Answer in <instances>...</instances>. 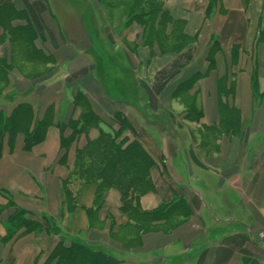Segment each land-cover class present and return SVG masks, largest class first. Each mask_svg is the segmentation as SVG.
I'll list each match as a JSON object with an SVG mask.
<instances>
[{
	"label": "crops",
	"instance_id": "obj_1",
	"mask_svg": "<svg viewBox=\"0 0 264 264\" xmlns=\"http://www.w3.org/2000/svg\"><path fill=\"white\" fill-rule=\"evenodd\" d=\"M113 1L0 0V110L27 103L48 120L29 150L21 134L2 144L0 264H55L60 239L119 264H264V0H162L189 38L179 52ZM78 91L102 121L126 115L152 156L154 190L139 201L162 209L150 231L128 224L116 190L98 200L84 183L71 186L74 201L66 194L85 138L63 157L59 124L78 116ZM19 210L34 231L14 232Z\"/></svg>",
	"mask_w": 264,
	"mask_h": 264
},
{
	"label": "trees",
	"instance_id": "obj_2",
	"mask_svg": "<svg viewBox=\"0 0 264 264\" xmlns=\"http://www.w3.org/2000/svg\"><path fill=\"white\" fill-rule=\"evenodd\" d=\"M113 5L120 8L130 21L140 18L144 23H148L149 33L161 50L179 52L188 44L189 38L182 30H178L180 24L172 21L162 9V0H121L117 3L113 1ZM167 24L170 29L166 34ZM191 84L192 82L185 90ZM73 105L80 110L78 116L59 124L63 157L82 134L85 138L83 145H77L74 149L72 165L64 181V189L70 201H74L75 197L71 187L73 185L94 184L98 200L106 191L116 190L120 195L119 210L127 218L128 224L141 232L150 231L152 222L157 220L156 215L162 209L143 211L139 201L141 196L154 190L150 176V169L154 165L152 156L122 112L115 111L109 123L102 121L81 91L75 94ZM187 112L200 114L194 104L190 105ZM47 124V119L34 118L32 108L27 103L17 104L8 115L0 110V154L4 140H9L17 134L23 136L24 149L29 150L43 139ZM91 128L98 131L94 138L88 136ZM65 131H69L68 134H64ZM10 220L14 222V232L21 228L32 232L38 227V223L23 210L17 211ZM51 230L54 234L61 233L55 223H52ZM62 243L60 239L52 253V259H56L55 264L120 263V259L114 255L106 251L92 250L84 242L72 239L68 246H63Z\"/></svg>",
	"mask_w": 264,
	"mask_h": 264
},
{
	"label": "built area",
	"instance_id": "obj_3",
	"mask_svg": "<svg viewBox=\"0 0 264 264\" xmlns=\"http://www.w3.org/2000/svg\"><path fill=\"white\" fill-rule=\"evenodd\" d=\"M256 238L264 242V230H259L256 232Z\"/></svg>",
	"mask_w": 264,
	"mask_h": 264
},
{
	"label": "rangeland",
	"instance_id": "obj_4",
	"mask_svg": "<svg viewBox=\"0 0 264 264\" xmlns=\"http://www.w3.org/2000/svg\"><path fill=\"white\" fill-rule=\"evenodd\" d=\"M74 1H76V0H74ZM110 122V121H109Z\"/></svg>",
	"mask_w": 264,
	"mask_h": 264
}]
</instances>
